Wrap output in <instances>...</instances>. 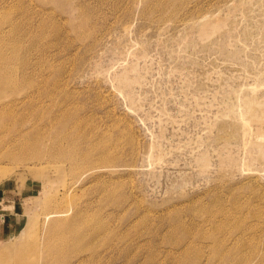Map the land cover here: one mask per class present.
Wrapping results in <instances>:
<instances>
[{
  "label": "rangeland",
  "instance_id": "374dc122",
  "mask_svg": "<svg viewBox=\"0 0 264 264\" xmlns=\"http://www.w3.org/2000/svg\"><path fill=\"white\" fill-rule=\"evenodd\" d=\"M0 6V264H264V0Z\"/></svg>",
  "mask_w": 264,
  "mask_h": 264
},
{
  "label": "bare ground",
  "instance_id": "6f19581e",
  "mask_svg": "<svg viewBox=\"0 0 264 264\" xmlns=\"http://www.w3.org/2000/svg\"><path fill=\"white\" fill-rule=\"evenodd\" d=\"M3 10L2 9V6H0V11ZM9 24V22H5V25ZM200 24V25H199ZM198 24L199 28L201 30H206L209 26V22L207 20H204V21H201L200 23ZM11 26V25H10ZM4 32L5 34H9L11 29L9 28H1L0 29V32ZM4 36V35H3ZM3 36L2 38L0 39V42L3 40ZM15 45L17 46L18 45V42L16 41L15 42ZM12 61V62H11ZM14 62V63H13ZM11 63V64H10ZM18 63H19V57L17 55V53L14 51L13 52V55H11L10 57H7L6 55H4L1 51H0V83L2 81H5V86H8L10 84H13L15 83L18 79L16 76H18V69H19V66H18ZM12 73L15 75L12 76ZM70 118V117H69ZM65 121V120H64ZM259 153H264L262 150H260ZM67 190H64V192H66ZM68 213V210H59V211H53V212H48L45 214V217H44V222L45 221H48L50 220L52 217V219L50 220V222L55 219L56 217L57 218H60V217H65L66 214ZM75 217L78 218V214L76 213L75 214ZM44 230H47L45 229V225H44ZM71 232H73V230H71ZM66 233H63L62 235H64ZM199 240V239H198ZM199 241H203V240H199ZM220 241V240H219ZM189 243L186 244L185 248L189 247L190 245H192V241H188ZM19 248V247H18ZM71 250L72 248L69 247ZM68 248V249H69ZM15 249V248H14ZM68 249H63V250H68ZM16 251H20V250H16ZM77 262L74 263V264H81V260L77 259L76 260ZM43 264V263H41ZM44 264H47V261L44 262Z\"/></svg>",
  "mask_w": 264,
  "mask_h": 264
}]
</instances>
